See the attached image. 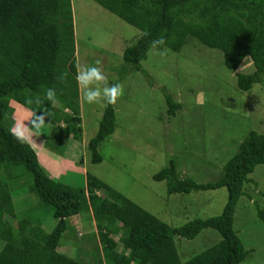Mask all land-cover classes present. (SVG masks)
Here are the masks:
<instances>
[{"label":"trees","instance_id":"16d2710c","mask_svg":"<svg viewBox=\"0 0 264 264\" xmlns=\"http://www.w3.org/2000/svg\"><path fill=\"white\" fill-rule=\"evenodd\" d=\"M93 1L141 31L122 52L123 61L133 70L140 69L152 41L163 36L166 52H179L186 44L196 42L220 50L231 71L248 56L254 70L237 73V87L248 91L256 83L264 86V0ZM75 50L71 0H0V239L4 241L0 264H240L247 251L233 228L234 211L244 193V183L250 181L249 173L264 163V132L250 130L215 181L180 177L173 160L152 175L155 181L165 180L167 194L226 189V202L219 214L193 218L177 226L88 171L80 187L63 183V174L55 177L42 167L31 144H21L12 137L10 101L30 110L32 106L25 105V97L42 96L47 88L56 87L57 103L51 106L45 101V108L54 117L46 118L51 132L43 135L44 141L50 137L81 141ZM61 73H67L63 83L56 80ZM164 96L167 112L175 115L182 105L168 93ZM115 125V108L109 105L86 144L91 163L102 161L98 147L114 132ZM19 166L30 173V190L40 204L50 207L44 208L51 210L55 220L49 231L43 227L45 217H24L17 221V227L10 221L17 217L9 180L18 176L14 171ZM81 214L93 218L100 244L99 252L95 246L91 250L96 255L84 250L83 259L89 262L78 259L77 251L74 257L57 249L68 218ZM256 215L264 226V206L256 208ZM205 228L217 231L218 241L182 261L176 240L193 239Z\"/></svg>","mask_w":264,"mask_h":264},{"label":"rangeland","instance_id":"374dc122","mask_svg":"<svg viewBox=\"0 0 264 264\" xmlns=\"http://www.w3.org/2000/svg\"><path fill=\"white\" fill-rule=\"evenodd\" d=\"M71 5L76 62L96 66L97 59L101 60L99 67L108 82L122 84L124 94L114 105L115 130L98 147L103 157L100 163L90 162L86 144L95 134L105 106L83 102L79 90L81 141L50 137L45 142L51 132L45 124L31 143L42 167L58 176L67 171L61 181L75 187L83 185L88 171L172 226L219 214L226 202V189L167 194L165 180L155 181L152 175L173 160L180 177L215 181L246 134L250 130L264 132V86L256 83L242 91L236 83L237 73L254 70L251 58L245 57L231 71L220 50L198 42L164 55L150 47L136 71L123 61L122 52L141 31L93 0H71ZM165 93L182 105L175 115L167 112ZM19 104L10 101L13 124L29 111ZM72 144L77 146L74 153L69 148ZM63 163L71 164L76 173ZM14 172L18 176L9 180V187L17 218H10L12 225L17 227V221L27 216L34 220L41 216L49 231L55 220L51 210L44 209L50 207L40 204L30 190V173L22 166ZM248 178L235 206L233 228L247 251L240 264H264V226L256 215V208L264 206V163L257 164ZM96 234L90 215L69 217L57 249L74 257L77 251L78 259L88 261L83 259L84 250L100 249ZM219 238L217 231L205 228L193 239H177L180 259L187 260ZM3 244L0 239V249Z\"/></svg>","mask_w":264,"mask_h":264},{"label":"clouds","instance_id":"9594fccd","mask_svg":"<svg viewBox=\"0 0 264 264\" xmlns=\"http://www.w3.org/2000/svg\"><path fill=\"white\" fill-rule=\"evenodd\" d=\"M148 35L147 32L144 33ZM153 48L162 49L161 55L166 54V38L161 36L152 41ZM101 60L97 59L96 66H89L86 64L76 63L75 80L78 89L82 93V100L87 104H103L105 107L109 105H116L117 101L123 96L124 88L120 83H109L106 75L99 65ZM245 67L242 66L241 70ZM67 73H61L56 77L59 83H63L66 79ZM57 88H47L43 95H30L25 97V105L32 106L29 111L22 114L15 120V123L10 128V134L19 143L31 144L34 136H39L36 133L47 124L46 118L54 117L50 109L45 108V101L50 102L51 106L57 103ZM200 102V101H198ZM42 110V111H41ZM38 111L40 114H37ZM28 122L27 124L25 122ZM33 130H36L35 133ZM80 233L78 232V235ZM81 236V234L79 235Z\"/></svg>","mask_w":264,"mask_h":264},{"label":"crops","instance_id":"0c3cea01","mask_svg":"<svg viewBox=\"0 0 264 264\" xmlns=\"http://www.w3.org/2000/svg\"><path fill=\"white\" fill-rule=\"evenodd\" d=\"M19 106H21L20 104H19ZM22 107V106H21ZM22 108H24V107H22ZM24 110H26L25 108H24ZM32 145V144H31ZM69 148H71L72 149V151H73V153L77 150V146L75 145V144H72V145H70V147ZM61 159H62V157H61ZM40 162V161H39ZM41 163V162H40ZM63 165H65L66 166V168L68 167V168H70V170L69 171H72L73 173L75 172L76 173V171H73V169H74V167H71V164H65V163H63ZM63 172H66V171H63ZM62 172V173H63ZM62 173H59V175L60 174H62ZM51 174V173H50ZM53 176H58V175H55V174H52ZM78 223H81V221L79 220L78 221ZM77 225H79V224H77ZM59 249V248H58Z\"/></svg>","mask_w":264,"mask_h":264}]
</instances>
